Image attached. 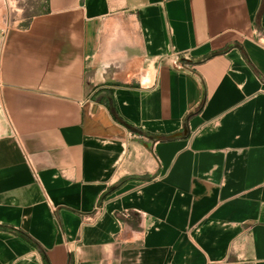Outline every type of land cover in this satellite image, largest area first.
Wrapping results in <instances>:
<instances>
[{
	"label": "crops",
	"instance_id": "obj_1",
	"mask_svg": "<svg viewBox=\"0 0 264 264\" xmlns=\"http://www.w3.org/2000/svg\"><path fill=\"white\" fill-rule=\"evenodd\" d=\"M41 2L0 35V264H264V0Z\"/></svg>",
	"mask_w": 264,
	"mask_h": 264
},
{
	"label": "rangeland",
	"instance_id": "obj_2",
	"mask_svg": "<svg viewBox=\"0 0 264 264\" xmlns=\"http://www.w3.org/2000/svg\"><path fill=\"white\" fill-rule=\"evenodd\" d=\"M41 0H0V24L11 26L42 10Z\"/></svg>",
	"mask_w": 264,
	"mask_h": 264
},
{
	"label": "built area",
	"instance_id": "obj_3",
	"mask_svg": "<svg viewBox=\"0 0 264 264\" xmlns=\"http://www.w3.org/2000/svg\"><path fill=\"white\" fill-rule=\"evenodd\" d=\"M7 30H8V26L5 25V23L4 25L0 24V35H4L7 32ZM97 218H98V213H96V215L94 216L89 217V220L93 222L97 220Z\"/></svg>",
	"mask_w": 264,
	"mask_h": 264
},
{
	"label": "trees",
	"instance_id": "obj_4",
	"mask_svg": "<svg viewBox=\"0 0 264 264\" xmlns=\"http://www.w3.org/2000/svg\"><path fill=\"white\" fill-rule=\"evenodd\" d=\"M101 202H102V201H100V203H99V204H101Z\"/></svg>",
	"mask_w": 264,
	"mask_h": 264
}]
</instances>
